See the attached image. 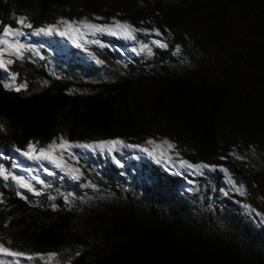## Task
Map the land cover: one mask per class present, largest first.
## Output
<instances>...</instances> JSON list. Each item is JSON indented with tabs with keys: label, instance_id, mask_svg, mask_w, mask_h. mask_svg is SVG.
<instances>
[{
	"label": "trees",
	"instance_id": "trees-1",
	"mask_svg": "<svg viewBox=\"0 0 264 264\" xmlns=\"http://www.w3.org/2000/svg\"><path fill=\"white\" fill-rule=\"evenodd\" d=\"M117 1L100 3L112 8ZM144 3L126 1L128 11L135 13ZM79 4L0 0V26L18 27L12 12L25 13L33 28L49 21L57 9L67 10L73 19ZM157 5L158 21L176 44L190 51L202 47L204 53L217 49L223 63L218 72L190 79L167 71H130L80 84L52 79L28 65L29 73L43 78L45 86L16 91L0 80V124L5 129L0 131V165L11 152H23L29 142L42 147L61 131L71 144L79 134L140 146L147 138L157 144L168 140L175 148L162 145L165 154L192 165L214 161L234 141L243 142L240 150L258 141L253 148L258 158L264 157V0H159ZM236 18L246 24L241 30L245 37L239 30L232 37L227 30ZM118 169L107 163L104 170L108 179H120L117 184L125 178ZM143 169L145 175L121 212L89 213L86 219L70 210L36 205L31 202L35 198L18 195L9 182L0 181V243L13 250L57 251L65 264H264V253H243L189 227L187 210L176 215L168 211L166 199L184 182L183 176L168 173L150 158ZM95 182L106 187L99 179ZM258 187L264 193V178ZM107 189L118 193L116 185ZM139 192L156 202L142 205Z\"/></svg>",
	"mask_w": 264,
	"mask_h": 264
},
{
	"label": "rangeland",
	"instance_id": "rangeland-1",
	"mask_svg": "<svg viewBox=\"0 0 264 264\" xmlns=\"http://www.w3.org/2000/svg\"><path fill=\"white\" fill-rule=\"evenodd\" d=\"M100 1L80 0V8L73 19L68 16L67 10L57 9L49 21L42 22L36 28L46 25L63 28V25L58 24L61 20L87 21L98 25L127 22L136 30L133 33L134 39L123 34L89 32L79 41L78 46L66 36L55 33L34 34L36 28H22L24 35L16 39L25 44L26 48L22 56L5 54L4 58L11 59L13 63L8 65L7 70L0 68V80L3 85L11 90H16L20 84L26 85L20 90H37L45 86L43 78L29 73L28 65L42 70L52 79L93 84L124 76L130 71L153 74L167 71L173 75L196 79L205 72H218L223 64L222 56L214 47L204 53L201 51L202 47L190 51L176 44L172 39V32L158 21L159 0H145L136 13L128 11L127 0L113 3L112 8ZM20 16L26 17L25 13H11L14 23ZM232 19L231 17V22ZM245 27L246 24L236 18L227 30L232 37H238L239 31L245 37L246 34L241 32ZM153 29L159 30L160 35L153 32ZM85 32L88 30L85 29ZM142 44H147L151 53L142 51ZM12 74L16 75L15 82L11 79ZM72 90L86 92L79 88ZM61 137L64 138L62 131L54 140L59 142ZM112 139L114 138L110 136L92 137L79 134L73 146L63 152L61 167H56L49 160L29 159L22 152H11L0 165L4 170V173L0 174V181L9 182L18 195H30L35 198L31 199V202L36 205L70 210L86 219L89 213L107 215L121 212L127 199L132 196L131 189H137V181L142 180L145 175L144 160L150 158L160 163L168 173L184 177V182L166 199V203L171 205L169 212L176 215L185 209L187 214L184 220L189 227L199 229L205 235L228 243L243 253H264V193L258 187V181L264 178V157L258 158L253 148V144L258 141L246 144L247 147L241 150L239 146L243 142L234 141L228 148L221 149L214 161L206 163L214 167L199 169L182 166L180 161H174L170 155L165 154L161 158L160 149L150 156L137 148L123 146H117L111 153L107 150L76 146ZM148 140L157 143L156 139L147 138L141 146L149 149L155 147L147 144ZM164 151L166 152V149ZM60 155L57 152V156ZM107 163L119 168V173L125 176L122 183L115 182L120 179H108L104 171ZM262 171L260 177L253 175ZM229 177L237 186L240 183L245 186L244 195L236 191V187L229 182ZM96 179L104 182L106 187L100 186L95 182ZM113 185L118 187V193L107 189ZM137 196L142 205L156 202L149 194L145 195V192H139ZM86 223L89 227V222ZM91 228L95 229L94 226ZM5 247L25 255L13 257L0 253V264H65L57 251L37 252L13 250L6 245Z\"/></svg>",
	"mask_w": 264,
	"mask_h": 264
},
{
	"label": "snow or ice",
	"instance_id": "snow-or-ice-1",
	"mask_svg": "<svg viewBox=\"0 0 264 264\" xmlns=\"http://www.w3.org/2000/svg\"><path fill=\"white\" fill-rule=\"evenodd\" d=\"M16 24L18 27L13 28L10 25H2V32H0V45L4 47H0V68H3L7 70L8 65L13 63L11 59H5V54H14L17 56H22L23 50L26 48V45L21 43L16 37L24 35V33L21 31L22 28H29L32 29L33 25L27 21V17H17L16 18ZM58 24L63 25V28H60L56 25H46L40 28L34 29V34H45V35H51L53 33L58 34L62 37H68L74 44H78L79 41H81L89 32L91 34L95 33H109L112 35H120L123 34L130 38H135L133 36V33L136 31L130 24L127 22H115L114 25H98L95 23L87 22V21H64L61 20L58 22ZM85 29L88 30V32H85ZM153 32H155L157 35H160L159 30L153 29ZM95 42V41H93ZM159 43V42H157ZM166 46V45H161ZM142 51H147L151 53V48L147 44L141 45ZM11 79L13 82L16 80V75L12 74ZM7 86V85H6ZM26 87L24 84H20L18 88H16L17 91L20 90V88ZM4 126L0 124V131H4ZM147 144L149 145H155L152 149H149L147 147H143L140 145H129L125 144L124 141L120 139H112L107 141H98L93 143H84V144H78L76 146L86 148V149H100V150H107L108 152H113L117 148V146H123V147H129V148H137L142 152H146L148 155H153L157 149H160V157L163 158L165 155V152L163 150L162 145H166L167 149L172 150L175 148V145H173L170 141L164 140L161 142V144H157L153 140H148ZM73 145L68 140L61 137L59 139V142L56 140H53L51 143H49L45 147H37L36 144L29 142L26 150L22 152L23 155L27 156L29 159H37V160H49L52 162L56 167L62 166V154L65 150L71 148ZM20 151L19 149H17ZM57 152H59L61 155L57 156ZM238 159H242L243 157H237ZM119 163V161H117ZM180 164L182 166H187L188 168H195L199 169L201 167L203 168H209L214 166L209 165H192L188 163L187 161H180ZM227 172V170H224ZM4 170L0 168V174H3ZM229 182L233 184L234 187H236V191L239 192L241 195L245 194V186L240 183L238 186L234 180L229 177ZM245 207H248L245 205ZM0 253H4L9 256L13 257H20L24 256V253L11 251L9 248L0 245ZM54 256L55 254H50ZM28 259H31L32 257H27Z\"/></svg>",
	"mask_w": 264,
	"mask_h": 264
}]
</instances>
